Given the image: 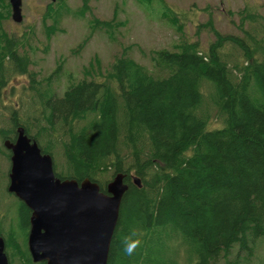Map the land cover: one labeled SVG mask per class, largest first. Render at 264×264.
Instances as JSON below:
<instances>
[{
    "label": "trees",
    "instance_id": "16d2710c",
    "mask_svg": "<svg viewBox=\"0 0 264 264\" xmlns=\"http://www.w3.org/2000/svg\"><path fill=\"white\" fill-rule=\"evenodd\" d=\"M55 3H47L44 16L56 13ZM260 11L246 4L233 14L239 34L199 24L198 36L203 28L209 37L205 45L182 39L170 49L150 51L145 55L150 68L116 54L104 72L98 70L100 77L86 71L89 78L60 96L51 78L37 80L19 42L4 35L0 103L9 98L12 105L11 111L0 108L5 190L10 154L3 142H14L20 127L52 158L62 181L86 178L105 193L113 176L124 173L127 190L106 264H251L255 241L264 237ZM18 78L27 86L16 92L11 84ZM6 194L19 204L20 216L18 227L0 202L8 264H45L32 262L27 239L20 238L21 229L28 235L31 212Z\"/></svg>",
    "mask_w": 264,
    "mask_h": 264
},
{
    "label": "rangeland",
    "instance_id": "374dc122",
    "mask_svg": "<svg viewBox=\"0 0 264 264\" xmlns=\"http://www.w3.org/2000/svg\"><path fill=\"white\" fill-rule=\"evenodd\" d=\"M48 2L22 0V22L15 23L6 1L0 0V47L3 36L11 35L19 42V50L28 53L37 80L51 78L59 96L72 83L89 78L86 71L100 77L98 70L104 72L116 54L150 68L145 57L150 51L170 49L182 39L205 45L209 37L203 28L198 36L199 24L211 22L222 34H239L234 13L248 4L264 14V0H57L56 13L44 16ZM59 64L61 74L55 77L52 74ZM11 85L19 92L27 82L18 78ZM0 108L11 111L9 98L3 99ZM1 121L5 126V119ZM6 167L4 163L0 170V202L7 204L4 215H11L19 227V204L5 190ZM6 224H11L10 217ZM20 238L27 239L25 228ZM251 264H264V237L255 241Z\"/></svg>",
    "mask_w": 264,
    "mask_h": 264
},
{
    "label": "water",
    "instance_id": "95a60500",
    "mask_svg": "<svg viewBox=\"0 0 264 264\" xmlns=\"http://www.w3.org/2000/svg\"><path fill=\"white\" fill-rule=\"evenodd\" d=\"M8 1L11 19L20 23L22 0ZM3 146L10 152L6 190L31 212L27 250L32 262L106 264L120 203L127 190L125 175H114L102 193L86 178L79 183L56 178L52 158L42 154L20 127L15 141L6 140ZM132 182L140 187L137 177ZM0 264H8L1 237Z\"/></svg>",
    "mask_w": 264,
    "mask_h": 264
},
{
    "label": "clouds",
    "instance_id": "9594fccd",
    "mask_svg": "<svg viewBox=\"0 0 264 264\" xmlns=\"http://www.w3.org/2000/svg\"><path fill=\"white\" fill-rule=\"evenodd\" d=\"M132 247H134V245L128 247L127 251H128L129 253L132 251Z\"/></svg>",
    "mask_w": 264,
    "mask_h": 264
},
{
    "label": "bare ground",
    "instance_id": "6f19581e",
    "mask_svg": "<svg viewBox=\"0 0 264 264\" xmlns=\"http://www.w3.org/2000/svg\"><path fill=\"white\" fill-rule=\"evenodd\" d=\"M235 92V91H234ZM196 108V107H195ZM202 116V115H201ZM38 144V143H37ZM118 174V173H117ZM124 174V173H123ZM91 181V180H90ZM127 185V184H126ZM154 192V191H153ZM166 226V225H165ZM6 247V246H5Z\"/></svg>",
    "mask_w": 264,
    "mask_h": 264
}]
</instances>
